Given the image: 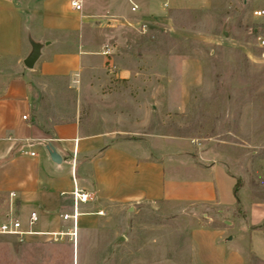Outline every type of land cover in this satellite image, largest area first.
<instances>
[{
	"label": "rangeland",
	"instance_id": "obj_1",
	"mask_svg": "<svg viewBox=\"0 0 264 264\" xmlns=\"http://www.w3.org/2000/svg\"><path fill=\"white\" fill-rule=\"evenodd\" d=\"M257 7L264 0H171L166 11L112 23L114 47L73 79L32 74L57 118L77 116L86 130L137 141L156 156L223 161L239 199L230 211L163 200L113 207L95 230L43 240V264H230L234 251L244 264H264V49L255 40L264 37V16L253 15ZM19 258L15 264H31Z\"/></svg>",
	"mask_w": 264,
	"mask_h": 264
},
{
	"label": "crops",
	"instance_id": "obj_2",
	"mask_svg": "<svg viewBox=\"0 0 264 264\" xmlns=\"http://www.w3.org/2000/svg\"><path fill=\"white\" fill-rule=\"evenodd\" d=\"M71 1L0 0V222L18 220L23 231L0 233V264H15L23 255L27 263H44L45 251L38 246L67 235L71 227L61 214L72 210L74 183L92 196L79 203L76 234L97 229L113 207L141 200L216 205L227 211L239 200L235 176L223 161L190 152L156 156L149 146L88 131L79 117L60 119L45 107V94L36 90L32 74L73 79L101 63L106 46L114 47L109 44L112 23L132 24L166 11L171 0H77L80 9ZM132 5L137 8L131 10ZM28 35L50 41L32 69L22 62L30 51ZM48 145L59 162L51 160ZM32 211L37 219L29 224ZM238 252L226 260L244 264ZM2 255L8 258L1 261Z\"/></svg>",
	"mask_w": 264,
	"mask_h": 264
},
{
	"label": "built area",
	"instance_id": "obj_3",
	"mask_svg": "<svg viewBox=\"0 0 264 264\" xmlns=\"http://www.w3.org/2000/svg\"><path fill=\"white\" fill-rule=\"evenodd\" d=\"M71 5L75 9H80V6H81L77 0L71 1ZM136 8H137L136 5H132L131 10H135ZM252 13L255 17L264 16V9H254ZM144 26L145 25H143V28ZM255 40L257 42V45L260 48L264 49V37L261 35H256ZM105 48L106 49H104V54H107L109 52V47L106 46ZM23 118H25V115H23ZM31 154H34V153L31 152ZM10 195H14V194L10 193ZM71 195H72V210L69 213L61 214V217L64 220L71 221V227L69 228L67 235L72 236V238L74 239L76 237V219H77L78 214H80L79 203L87 202L91 200L92 196L90 193L83 191L80 187H78L76 183H74L73 185ZM36 219H37L36 212L35 211L30 212L28 223L29 224L34 223ZM0 233L22 234L23 231L20 229V221L11 219L8 221L0 222ZM58 235H62V234L60 233Z\"/></svg>",
	"mask_w": 264,
	"mask_h": 264
},
{
	"label": "water",
	"instance_id": "obj_4",
	"mask_svg": "<svg viewBox=\"0 0 264 264\" xmlns=\"http://www.w3.org/2000/svg\"><path fill=\"white\" fill-rule=\"evenodd\" d=\"M28 41L30 44V51L25 56V58L23 59L22 62H23V65L27 69H32L35 62L37 61V59L39 58V56L41 54L42 47L45 45H48L50 43V41L49 40H45L43 42L35 41L34 39H32V37L30 35H28ZM47 150H48V153H49L52 161H54V162L60 161V157H59V155H57V153L55 152L53 147L48 145ZM228 238H230V236Z\"/></svg>",
	"mask_w": 264,
	"mask_h": 264
},
{
	"label": "trees",
	"instance_id": "obj_5",
	"mask_svg": "<svg viewBox=\"0 0 264 264\" xmlns=\"http://www.w3.org/2000/svg\"><path fill=\"white\" fill-rule=\"evenodd\" d=\"M236 191H237V182L235 183V193H236Z\"/></svg>",
	"mask_w": 264,
	"mask_h": 264
}]
</instances>
